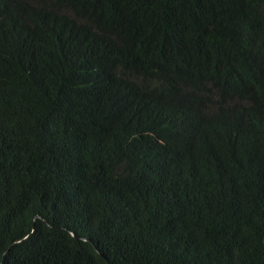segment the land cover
<instances>
[{"label":"trees","instance_id":"1","mask_svg":"<svg viewBox=\"0 0 264 264\" xmlns=\"http://www.w3.org/2000/svg\"><path fill=\"white\" fill-rule=\"evenodd\" d=\"M0 264H264V0H0Z\"/></svg>","mask_w":264,"mask_h":264}]
</instances>
